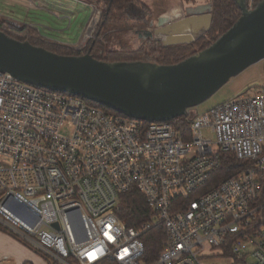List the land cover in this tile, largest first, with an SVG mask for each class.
<instances>
[{"label":"built area","instance_id":"2783aa9c","mask_svg":"<svg viewBox=\"0 0 264 264\" xmlns=\"http://www.w3.org/2000/svg\"><path fill=\"white\" fill-rule=\"evenodd\" d=\"M187 131L0 72V227L44 264H264V91L196 115ZM224 154L241 171L205 189ZM134 190L154 215L128 227L117 210ZM157 226L167 239L149 262L144 238Z\"/></svg>","mask_w":264,"mask_h":264},{"label":"water","instance_id":"95a60500","mask_svg":"<svg viewBox=\"0 0 264 264\" xmlns=\"http://www.w3.org/2000/svg\"><path fill=\"white\" fill-rule=\"evenodd\" d=\"M236 3L242 16L232 28L179 64L106 63L90 54L62 56L0 31V72L35 87L73 94L129 118L170 122L187 116L232 78L264 61V1L253 10L246 0ZM201 13L191 18L189 28L176 24V35H186L187 42L200 37L202 24L209 26L211 21ZM197 26L198 34L189 37ZM136 35L140 44L154 38L151 30Z\"/></svg>","mask_w":264,"mask_h":264},{"label":"trees","instance_id":"16d2710c","mask_svg":"<svg viewBox=\"0 0 264 264\" xmlns=\"http://www.w3.org/2000/svg\"><path fill=\"white\" fill-rule=\"evenodd\" d=\"M80 1L85 3L91 2V0ZM249 1L250 0H246L247 6H249ZM262 1L264 0H255V2H253L254 7H257ZM96 2L102 7V22L99 26L96 37L90 42V45L80 51H76L72 47L59 45L57 43L42 40L39 41L38 36H34L30 33H35L34 30L26 25L12 22L8 18L0 17V31L4 32L12 39L20 42H29L33 46L44 48L62 56H85L90 54L97 60L106 63L175 65L209 48L222 35L228 32L242 16V11L236 3V0H212V8L208 16L211 21L207 30L211 39L204 45L203 41L205 36L202 34L192 42H184L172 46H163L157 42L155 38H152L141 43L138 49L121 47V49L115 52H109L104 44L98 41L100 37L105 35L104 37L106 38L110 31H117L119 34L124 33L125 31H131L136 34L137 31L150 26V23L153 21L151 17L152 12L148 7L140 3V0H96ZM22 33H25L26 36H18ZM215 34L218 35L214 36ZM154 46L156 48L152 49L151 52L149 49ZM196 46H200L199 50L195 49L192 53L188 54V48L190 47L191 49ZM98 47L105 56L98 57L95 54L94 50ZM150 52L152 55H148ZM88 102L107 112L124 117V115L100 104L91 101ZM188 116L189 115L182 116L170 121L176 126L177 130L182 135H185V137H189L187 129L191 124ZM237 171H241V163L238 162L232 154H224L222 156L221 168L213 173L205 189H212L221 181L235 176ZM117 214L128 227L139 226L145 222L151 221L154 215L147 205L145 197L136 190L122 196ZM262 217L263 222L257 225L258 229L264 226V212L262 213ZM166 239L163 226H157L145 236L144 240L146 244L147 261L152 262L157 259L160 252L163 250Z\"/></svg>","mask_w":264,"mask_h":264},{"label":"rangeland","instance_id":"374dc122","mask_svg":"<svg viewBox=\"0 0 264 264\" xmlns=\"http://www.w3.org/2000/svg\"><path fill=\"white\" fill-rule=\"evenodd\" d=\"M37 1V0H34ZM42 3V7L46 10L35 11V8L25 5L22 8L21 3H28L29 0H14V3L6 2V0H0V17L1 18H13L14 20H22L26 24L37 25L41 36L46 37L51 43H57L63 46H70L76 51H80L90 45V42L96 37L98 33L99 26L102 22L103 12L102 7L96 0H91L85 5L80 2H61L59 5L58 0H38ZM80 1V0H79ZM95 2V3H92ZM212 0H140V3L144 4L152 12V19L154 22V38L163 46H172L177 44H182L183 40L179 37H175V25L176 23H183L186 28L192 26L191 18L198 15L196 12L199 11L200 5L212 6ZM255 2V0H254ZM251 3V0L248 4ZM30 8H29V7ZM91 6V7H90ZM254 6V4H253ZM40 7V9H42ZM194 8L195 13L189 14V11ZM202 8V7H201ZM93 10L95 13L98 12L99 20L94 27L92 38L82 47H79L80 39L83 35V31L92 15ZM60 14L59 15H57ZM100 13V15H99ZM210 11L206 13H201V15L209 16ZM45 14V18L42 15ZM177 14H181L184 18L178 20ZM71 18V19H70ZM23 23V22H22ZM165 23V24H164ZM204 41L203 45L210 41L211 37L207 33L209 26L204 24ZM31 26V25H30ZM31 28V27H29ZM34 30L33 28H31ZM50 29V30H49ZM149 30L152 31L150 28ZM30 32L34 36H38L39 41L44 40L41 36L36 33L37 31ZM218 34H215L216 36ZM25 37L26 34L21 35ZM105 36V35H104ZM100 37L98 40L102 42L106 47L107 51L115 52L121 47L127 48L131 47L133 49H138L140 46V41L135 32L125 31L119 34L117 31H110L105 38ZM156 47H151L149 50ZM159 48V46H158ZM200 46H196L190 49L188 48V54L192 53L195 49L199 50ZM95 54L100 56H105L101 49L98 47L95 50ZM150 54L148 55H152ZM264 87V61L255 64L242 73L232 78L228 83H226L222 88H220L213 96L208 98L206 101L200 105L193 107L189 110V120L193 121L196 115L203 114L208 110L223 105L235 98H240L243 96H253L257 89ZM15 242L17 244L21 243L24 245V250L20 251L15 247ZM21 254L25 255L24 258H35L34 264L39 262L36 252L27 244L20 242L12 233L8 230L0 227V260L6 258L7 264H18L21 260ZM229 262L220 258H215L214 260H206L205 264H228Z\"/></svg>","mask_w":264,"mask_h":264},{"label":"crops","instance_id":"0c3cea01","mask_svg":"<svg viewBox=\"0 0 264 264\" xmlns=\"http://www.w3.org/2000/svg\"><path fill=\"white\" fill-rule=\"evenodd\" d=\"M19 1V0H18ZM68 2H71V1H74V2H80V3H83V4H85L84 2H82V1H79V0H67ZM6 2H9L10 4L11 3H14V0H6ZM58 3H59V5H61L63 2H65V0H58L57 1ZM62 2V3H61ZM30 3H32L33 5L31 6L30 5ZM21 5H22V8H24V6L25 5H29V6H31L32 8H35L36 10L35 11H43V10H46V9H44L43 7H42V3H40L38 0L37 1H34V0H29V2L26 4V3H21ZM85 5H88V4H85ZM28 6V7H29ZM89 6V5H88ZM201 6H202V8H201ZM40 7H42V9H40ZM91 7V6H90ZM200 8V10L201 11H203L204 13H206V11H208V6H203V5H200L199 6ZM30 8V7H29ZM200 10L198 11H196L198 14H200ZM193 13H195V10L194 9H192V10H190L189 11V14H193ZM57 15H59L60 16V14H58L57 13ZM177 17H178V20L180 19H182V18H184L181 14H177L176 15ZM197 16H200V15H197ZM42 17L43 18H45L46 16H45V14L44 15H42ZM8 19L10 20V21H12V22H15V23H18V24H20V25H26V26H28V27H31V28H33L34 30H36L37 31V33H38V35L39 36H41V34H40V31L38 30V28H37V25H35V24H26L24 21H22V20H14L13 18H11L10 19V17H8ZM71 19V18H70ZM23 22V23H22ZM31 25V26H30ZM180 28L181 27H179V30H180ZM154 28H152V31L154 32L155 30H153ZM50 30V29H49ZM184 34H180V36H183ZM44 40H48L49 42H50V40L48 39V38H46V37H43V36H41ZM178 37V36H177ZM70 47V46H69ZM262 91H264V87L263 88H260V89H257L256 91H255V93H254V95H257V94H259L260 92H262ZM253 95V96H254ZM15 247H17L20 251H23L25 248H24V245H22L21 243H19V244H17L16 242H15ZM21 256V260L19 261V263L18 264H34V262L33 261H35V258L34 257H30V258H24V256L25 255H23V254H21L20 255ZM37 257H38V259H39V262L37 263V264H44L43 263V261H42V259L38 256V255H36ZM8 261L9 260H7L6 258H4V259H1L0 260V264H7L8 263Z\"/></svg>","mask_w":264,"mask_h":264},{"label":"flooded vegetation","instance_id":"af4514ba","mask_svg":"<svg viewBox=\"0 0 264 264\" xmlns=\"http://www.w3.org/2000/svg\"><path fill=\"white\" fill-rule=\"evenodd\" d=\"M202 7V6H201ZM194 9V8H193ZM165 24V23H164ZM177 24V23H176ZM154 27V22L152 21L151 23H150V26L149 27H147V28H145V29H142V30H149L150 28L152 29ZM142 30H140V31H142ZM199 30H200V26H197L196 27V29H194L191 33H189V37L191 36V37H194L195 35H197L198 34V32H199ZM177 33H175V37H177V35H176ZM138 37V36H137ZM181 39L183 40V43L184 42H187L186 40L188 39V37L186 36V35H183V36H181Z\"/></svg>","mask_w":264,"mask_h":264}]
</instances>
